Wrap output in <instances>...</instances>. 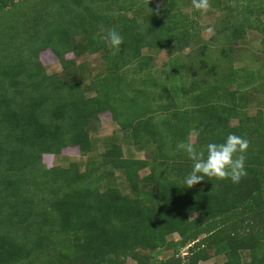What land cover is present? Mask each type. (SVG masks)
<instances>
[{
    "label": "trees",
    "instance_id": "trees-1",
    "mask_svg": "<svg viewBox=\"0 0 264 264\" xmlns=\"http://www.w3.org/2000/svg\"><path fill=\"white\" fill-rule=\"evenodd\" d=\"M152 1L0 0V264H200L221 256L223 264H264V100L247 112L264 75L251 83L233 66L249 31L264 52V0H210L224 14L218 62L202 50L195 61L179 60L191 35L181 7L191 0ZM113 27L124 40L116 55L101 39ZM47 49L63 74L46 73ZM164 50L169 58L157 70L153 54ZM69 53L100 54L104 69L82 85ZM102 113L123 137L105 138L103 152L89 156ZM196 132L205 155L229 134L245 138L246 177H205L186 188L193 161L177 144ZM123 143L140 151L156 143V151L125 157ZM67 147L87 158L83 171L46 167L44 155ZM163 252L170 254L158 259Z\"/></svg>",
    "mask_w": 264,
    "mask_h": 264
},
{
    "label": "rangeland",
    "instance_id": "rangeland-1",
    "mask_svg": "<svg viewBox=\"0 0 264 264\" xmlns=\"http://www.w3.org/2000/svg\"><path fill=\"white\" fill-rule=\"evenodd\" d=\"M152 4L154 6H160L161 0H153ZM181 12L184 13V16L190 23V36H189V48L181 50L179 53V60L186 62L188 55H191V59H195L203 52V57H209L211 61H219V47L222 43V38L217 33V20L224 16L223 13H219L210 9L206 14H202L200 11L195 10L192 7V4H187L186 6L181 7ZM211 30V31H209ZM197 49H200V52H196ZM202 50V52H201ZM235 55L241 54L240 57L234 63V68L241 69L237 74L240 76H245L251 83L255 82L262 74L264 75V52L262 45L260 44V35L256 31H249L247 33V38L245 43H238L234 47ZM145 54H148L149 51L144 50ZM256 53V60L252 59L251 54ZM219 55V56H218ZM66 57L69 59L75 60L76 67H79L78 70L73 74V77H78L82 85L89 78L101 73L104 69L103 61L100 54H85L81 57H74L72 54H67ZM155 60L154 68L160 70L163 68V64L167 62L169 58L168 51L164 50L160 53L153 54ZM200 57V56H199ZM41 63L47 74L59 73L63 74L64 71L57 58L52 54L50 50H45L40 54ZM195 61V60H194ZM85 65L84 68H81V65ZM224 65V64H223ZM72 69V67H70ZM167 69V67H166ZM220 71V70H219ZM224 72V70H223ZM85 80V81H84ZM259 80V79H258ZM259 80L258 82H262ZM264 91H261L260 94H256L255 100H251L250 106L247 109L248 115H255L258 111L257 109L261 106L260 102L264 100ZM252 99V98H251ZM259 102L258 104L256 102ZM264 114V112H263ZM236 120L231 121V125H235ZM94 131L91 132V137L95 141L96 150L93 153H90L89 156L96 155L103 152L104 150V139L112 135H117L119 140H122V133L120 132V127L113 121L110 113H102L99 115L98 122L94 125ZM192 139V138H191ZM156 143H148L142 151L136 150L131 144L126 145L123 143L122 149L125 157H135L136 159H148L154 151H156ZM86 157L80 155L78 148L76 147H67L62 149L61 154L57 156L44 155L43 163L46 167L51 168L54 166H59L66 168L71 163H76L81 171L85 169ZM148 169L141 171L140 175L146 174ZM117 184L123 192L129 191L128 184L123 180L121 176L117 178ZM171 239L178 241L179 236L174 233L169 236ZM203 237V236H201ZM182 252L185 249L181 250ZM170 252H163L158 256V259L169 255ZM224 259L221 257H214L208 261L201 262L200 264H212L217 262L218 264H223ZM126 264H136L134 260L128 258Z\"/></svg>",
    "mask_w": 264,
    "mask_h": 264
},
{
    "label": "clouds",
    "instance_id": "clouds-1",
    "mask_svg": "<svg viewBox=\"0 0 264 264\" xmlns=\"http://www.w3.org/2000/svg\"><path fill=\"white\" fill-rule=\"evenodd\" d=\"M191 4L202 14L211 9L210 0H191ZM104 32L101 39L113 49L112 55L118 54L124 42L122 35L115 27L105 29ZM198 136L199 133L196 132L189 141L177 144V149L193 161L192 170L184 180L186 188L200 184L205 177L218 181L230 180L232 183H239L246 177L245 160L249 143L245 138L229 134L223 143L207 144L205 155L204 150H198L196 147Z\"/></svg>",
    "mask_w": 264,
    "mask_h": 264
},
{
    "label": "crops",
    "instance_id": "crops-1",
    "mask_svg": "<svg viewBox=\"0 0 264 264\" xmlns=\"http://www.w3.org/2000/svg\"><path fill=\"white\" fill-rule=\"evenodd\" d=\"M262 95H264V94H262Z\"/></svg>",
    "mask_w": 264,
    "mask_h": 264
}]
</instances>
